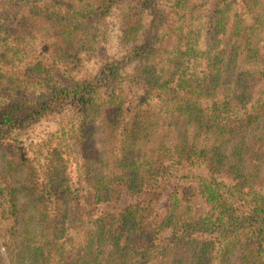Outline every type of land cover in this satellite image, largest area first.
I'll use <instances>...</instances> for the list:
<instances>
[{
    "label": "trees",
    "instance_id": "trees-1",
    "mask_svg": "<svg viewBox=\"0 0 264 264\" xmlns=\"http://www.w3.org/2000/svg\"><path fill=\"white\" fill-rule=\"evenodd\" d=\"M110 19L122 53L79 76ZM0 240V264H264V0H0Z\"/></svg>",
    "mask_w": 264,
    "mask_h": 264
},
{
    "label": "rangeland",
    "instance_id": "rangeland-1",
    "mask_svg": "<svg viewBox=\"0 0 264 264\" xmlns=\"http://www.w3.org/2000/svg\"><path fill=\"white\" fill-rule=\"evenodd\" d=\"M111 22H114L113 19H110L109 25L113 28L112 32L106 37H100L98 52H95L93 55L91 54H82V64L79 72V76H89L93 75L100 70L101 65L106 61L110 60L113 57H116L122 53V49L119 47L118 39H116L114 29ZM201 65V64H200ZM199 65V66H200ZM204 66H200L199 68H203ZM262 85V82H259L258 86L255 89H258ZM217 95V96H216ZM193 101L197 103H201L203 105L210 106L213 102H216L220 99V95L218 93L211 94L207 97L205 96H196V98H192ZM67 112H58L50 115H46L40 119L37 123H34L30 128L20 131L17 133H13L16 137V141L20 142L24 145V147L30 152L35 144L41 142V140L47 137L48 133L55 130L60 124H62L67 119ZM46 148L41 149V155L45 153ZM70 174L75 176V170L73 165H70ZM197 173L206 174V170L203 167H196L195 170ZM130 200L128 196H123L120 201L117 202H104L101 205V208L104 210H119L122 204L127 203ZM202 204V203H201ZM205 205V204H204ZM206 206V205H205ZM0 250H3L1 247L0 240ZM65 261V260H63Z\"/></svg>",
    "mask_w": 264,
    "mask_h": 264
}]
</instances>
